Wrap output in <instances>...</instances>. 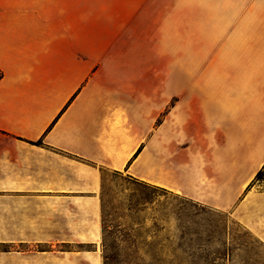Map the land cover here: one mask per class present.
I'll list each match as a JSON object with an SVG mask.
<instances>
[{
	"label": "crops",
	"instance_id": "0c3cea01",
	"mask_svg": "<svg viewBox=\"0 0 264 264\" xmlns=\"http://www.w3.org/2000/svg\"><path fill=\"white\" fill-rule=\"evenodd\" d=\"M103 170L264 243V0H0V264H105Z\"/></svg>",
	"mask_w": 264,
	"mask_h": 264
},
{
	"label": "rangeland",
	"instance_id": "374dc122",
	"mask_svg": "<svg viewBox=\"0 0 264 264\" xmlns=\"http://www.w3.org/2000/svg\"><path fill=\"white\" fill-rule=\"evenodd\" d=\"M175 61H164L163 69ZM105 264H264V243L230 214L103 170Z\"/></svg>",
	"mask_w": 264,
	"mask_h": 264
},
{
	"label": "trees",
	"instance_id": "16d2710c",
	"mask_svg": "<svg viewBox=\"0 0 264 264\" xmlns=\"http://www.w3.org/2000/svg\"><path fill=\"white\" fill-rule=\"evenodd\" d=\"M262 176H263V173H262V172H260V173L257 175V178H258V179H261V178H262Z\"/></svg>",
	"mask_w": 264,
	"mask_h": 264
}]
</instances>
